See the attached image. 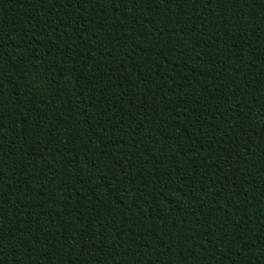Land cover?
I'll return each mask as SVG.
<instances>
[{"label":"trees","instance_id":"obj_1","mask_svg":"<svg viewBox=\"0 0 264 264\" xmlns=\"http://www.w3.org/2000/svg\"><path fill=\"white\" fill-rule=\"evenodd\" d=\"M0 264H264V0H0Z\"/></svg>","mask_w":264,"mask_h":264}]
</instances>
